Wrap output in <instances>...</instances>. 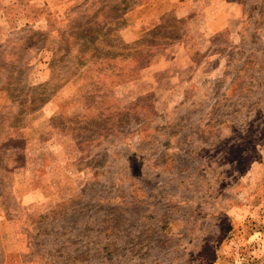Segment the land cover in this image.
Here are the masks:
<instances>
[{"label": "rangeland", "instance_id": "374dc122", "mask_svg": "<svg viewBox=\"0 0 264 264\" xmlns=\"http://www.w3.org/2000/svg\"><path fill=\"white\" fill-rule=\"evenodd\" d=\"M0 22V264H264V0Z\"/></svg>", "mask_w": 264, "mask_h": 264}, {"label": "crops", "instance_id": "0c3cea01", "mask_svg": "<svg viewBox=\"0 0 264 264\" xmlns=\"http://www.w3.org/2000/svg\"><path fill=\"white\" fill-rule=\"evenodd\" d=\"M180 17V16H179ZM0 29H3V22H0ZM1 41H2V39H0V43H1ZM150 90V89H149ZM23 131V130H22ZM14 138H16V139H21V140H23V139H25L26 137H14ZM34 190V189H33ZM32 191V190H31ZM30 192V191H29ZM27 192V193H25L24 194V197H25V199H27V198H30V197H32V195H34V191L33 192ZM34 198V197H33ZM31 202H33V200H30ZM3 215V213L1 212V210H0V220L3 218V217H1Z\"/></svg>", "mask_w": 264, "mask_h": 264}]
</instances>
